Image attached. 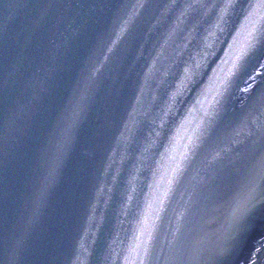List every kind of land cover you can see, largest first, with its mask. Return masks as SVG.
I'll use <instances>...</instances> for the list:
<instances>
[{
	"label": "water",
	"instance_id": "obj_1",
	"mask_svg": "<svg viewBox=\"0 0 264 264\" xmlns=\"http://www.w3.org/2000/svg\"><path fill=\"white\" fill-rule=\"evenodd\" d=\"M253 8L0 0V264H264Z\"/></svg>",
	"mask_w": 264,
	"mask_h": 264
},
{
	"label": "snow or ice",
	"instance_id": "obj_2",
	"mask_svg": "<svg viewBox=\"0 0 264 264\" xmlns=\"http://www.w3.org/2000/svg\"><path fill=\"white\" fill-rule=\"evenodd\" d=\"M258 2H259V5H260V8L259 9L258 8H253L248 14L249 18L253 17L254 15H256L261 10H264V0H258ZM256 31H259V30L258 29H254V32L252 34H250V35L252 36V41H257L258 42L260 37L255 35ZM260 36H264V31L260 32ZM140 264H144V260L143 259L140 260Z\"/></svg>",
	"mask_w": 264,
	"mask_h": 264
}]
</instances>
